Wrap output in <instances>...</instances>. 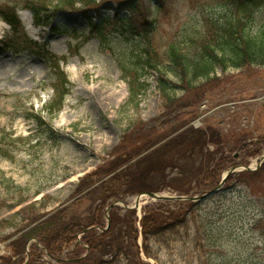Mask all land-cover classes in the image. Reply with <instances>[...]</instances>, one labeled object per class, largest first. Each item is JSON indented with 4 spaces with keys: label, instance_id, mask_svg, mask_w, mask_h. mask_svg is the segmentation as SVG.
Segmentation results:
<instances>
[{
    "label": "rangeland",
    "instance_id": "obj_1",
    "mask_svg": "<svg viewBox=\"0 0 264 264\" xmlns=\"http://www.w3.org/2000/svg\"><path fill=\"white\" fill-rule=\"evenodd\" d=\"M30 1L0 0V10L1 6L15 8L31 40L54 55L67 58L66 63L61 62V70L70 85L63 108L49 112L47 106L56 97L49 60L26 50L14 53L0 44V257L16 264H28L31 256L29 258L26 252L29 250L31 254L32 250L42 249L31 241L33 237L20 258L11 248L18 238L57 214L62 219L85 220L102 206L104 227H90L85 234L93 229L107 231L111 226L112 208L135 211L139 230L137 258L146 264H203L207 250L213 252V264H264V173L256 178L245 175L241 182L232 179L231 184L227 179L221 189L229 192L227 197L192 202L173 198L152 200L147 196L150 193L147 188L153 184L163 189L152 193L165 197L202 196L219 187L224 174L232 167L242 166L239 170L251 167L255 170L244 172H256L264 166L261 163L264 157V65L229 67L225 71L217 67L211 75L215 80L206 83L201 79L196 83L201 87L186 94L178 87L175 74L169 72L168 78L177 84L174 95L180 98L178 104L188 103L171 114L157 91V74L152 72L148 77L150 88L139 98L137 107L131 101L129 82L122 68L134 67L130 58L138 48L139 38L114 34L101 44L99 38L90 36L89 24L81 13L65 10L58 11L47 25H37L26 3ZM132 2L137 7L135 14L132 13L134 16L124 11L121 17L134 19L137 24L142 19L156 20L153 44L165 65L168 64L169 42L197 35L204 25V15L212 13L220 17L228 10L226 6H230L227 0H104L99 1L100 15L112 17L113 11ZM257 11L255 32L264 24V6ZM90 15L98 18L95 12ZM3 23L0 17V40L11 37L12 29ZM36 116L45 124L41 125ZM191 128L220 131L224 137L222 143L218 142L220 138L212 137L217 143L208 144L214 156L211 171L203 172L199 166L197 170L187 166L186 173L166 168L150 178L140 179L145 190L130 193L119 185L125 192L106 198L110 191L118 189L117 183L129 180L123 176L125 170ZM134 135L138 137L131 141ZM145 141L151 142L146 149L129 156L132 153L128 151L133 152L135 146ZM161 156V159L166 158ZM227 156L233 157L234 165H216ZM120 157L122 165L116 161ZM136 169L138 167L132 172ZM121 173L122 178L116 180ZM115 176L117 178L111 182ZM235 183L237 186L232 192L231 186ZM178 202L197 204L201 208H181ZM156 205L165 207L163 211L167 215L176 213L174 218L180 216V210L188 212L180 220L184 224L180 235L168 230L161 238L163 242L152 240L154 257L151 258L142 251L141 221L146 209L158 208ZM260 220L263 222L259 230H253V225ZM208 222L217 245L208 248L204 240L202 249L199 240L197 250L187 235L196 234L197 227ZM186 223H189L187 234ZM171 233L174 235L166 240ZM85 234L79 235L78 241ZM128 242L132 248L134 239L129 238ZM66 248L64 245V252L52 257L43 254L37 264L66 258L69 250ZM0 264L6 261L0 260ZM123 264H128V260Z\"/></svg>",
    "mask_w": 264,
    "mask_h": 264
},
{
    "label": "trees",
    "instance_id": "obj_2",
    "mask_svg": "<svg viewBox=\"0 0 264 264\" xmlns=\"http://www.w3.org/2000/svg\"><path fill=\"white\" fill-rule=\"evenodd\" d=\"M99 1L103 2L104 0H31L26 3L28 8L34 13L38 25H47L58 11L65 10L81 13L90 23L92 35L99 38L101 44H105L110 35L113 36L114 34L139 38L138 48L134 49L130 58V62L134 61V63H131L134 67L123 66L122 68L124 76H127L129 82L131 101L137 107L139 105V98L145 96L150 88L148 77L152 75V72L157 74V91L164 100L165 108L171 109V114V112L176 113L183 109L182 107L188 103L178 104L180 98L174 95L177 84L168 78L167 74L169 72L175 74L179 81L178 87L186 94L199 89L201 86L196 85V83L201 79L206 80V83L215 80L216 77L212 78L211 75L217 67H221L225 71L229 67L244 68L245 66L256 64L264 65V24L256 32L254 28L257 9L264 6V0H227L230 6H226L228 10L226 9L225 14H222L220 17H215L212 13L210 16L204 15V25L197 32V35H189L182 41L174 39L169 42L166 58L168 60L167 65H165L162 56H160L153 44V36L156 32V20L142 19L141 23L137 24L134 19L122 18L120 16L122 11H129L132 14L137 10L134 2L130 6L120 7L116 10L114 13L115 17L113 18L103 17L99 15L101 5ZM1 7L0 17L12 26V35L3 42L5 43L4 48L9 47L17 53L23 50H30L31 52L42 54L50 61L55 80L53 85L56 89V97L49 103L47 109L49 112H59L63 108L62 103L64 102L65 95L69 93L67 87L70 85V82L65 72L61 70L59 63L61 60L66 61V58H59L45 50L38 43L30 40L25 33V29L15 8ZM92 11L99 15L97 22L93 21L90 15ZM202 12L204 13V11ZM242 13L243 15L240 16ZM134 14H132V17ZM175 104H178V106H175ZM36 119L41 125L45 124L41 117L36 116ZM220 134V131L215 132L208 129L195 130L191 128L184 131L162 148L145 157L128 170H125L123 172L126 173L125 175L121 173L118 178L115 176L111 182L115 181L116 178V180L122 178V175L129 180L124 184L117 183L118 189L110 191L106 195V198L122 195L125 191L119 188V185L125 187L130 193L143 191L145 189L142 188L143 184L140 179L143 177L150 178L152 175L166 168H176L179 173H186L187 166L193 167L196 170L199 166V169L206 172L210 168V163L212 165L214 162V156L212 152H209L208 144L210 141L217 143L212 137L220 138L218 142L222 143L224 137ZM137 137L138 135H134L131 141ZM123 138H127V132L123 135ZM149 143L151 142L145 141L141 145L135 146L133 152L128 151L127 153H132L129 156L138 154L146 149ZM161 155L166 156V158L161 159ZM117 160H119V165L123 164V162H120L122 160L121 157L117 158ZM233 161V157L227 156L226 158H221L216 165L226 166L229 163L234 165ZM135 167H138V169L132 172V169ZM209 171L211 170L209 169L207 172ZM261 173H264V166L256 172H243L240 173L241 175L239 173L233 174L228 178V184H231L232 179L241 182L244 180L245 175L256 178ZM236 186V183L231 186L233 188L232 192ZM162 189L163 187L161 188L160 185L154 184L147 188L149 192L160 191ZM228 194L229 192L222 191L209 198V200L216 197H227ZM177 204L181 205V208L186 207L188 209L197 205L187 202H178ZM156 206L158 208L148 207L145 211V217L141 221V234L144 240V250L142 247V251L143 253L146 252V255L151 258L153 256L151 252L152 240L163 242L161 238L166 236L167 233L165 231L168 230L173 231L176 235H180L184 231L181 228V225L184 224L180 220L188 212L181 213L182 211L180 210L178 213L180 216L174 218L176 213L167 215V212L163 211L165 207ZM199 208L201 206H196L197 210ZM23 212L24 210L20 214H23ZM104 214L105 211L102 206L90 218L85 220L79 217L62 219L57 214L50 217L47 220L48 222L46 221L47 223L33 228L21 236V238H18L17 241L11 244V248L15 252L14 254L21 258L23 256L21 254L25 251L28 241L33 237H37L53 256L58 253L62 254L64 252V245H66V249L69 248L65 255L66 258L57 257L61 260L57 262L49 260L45 264H123V261L126 260H128V264H146L137 258L139 250L136 241L139 238V230L136 227L135 211L113 208L110 214L111 226L107 231L90 230L83 236L81 241H78V236L84 233L86 229L96 226L104 227ZM262 222V220L256 222L253 225V230H259ZM188 225L189 223H186L184 226L186 234ZM174 234H169L166 240H169ZM129 238L134 239L132 248L128 246L130 245L128 242ZM187 239L191 245L197 247V250H199V240L201 245L206 240L208 248H213L217 245L213 239V228H211L210 222L197 227V233H192L191 236L187 235ZM83 244L88 246V254L87 248ZM70 247H72V250ZM83 251L84 253H82ZM43 252L39 248L32 250L31 261L28 264L40 263L38 259L43 254L46 255ZM205 253L207 256L205 258L201 257L204 259L203 264H213L212 250H207ZM86 254L87 256L82 258ZM2 259L6 261V264H16V261L13 262L10 259L0 257V260Z\"/></svg>",
    "mask_w": 264,
    "mask_h": 264
},
{
    "label": "water",
    "instance_id": "obj_3",
    "mask_svg": "<svg viewBox=\"0 0 264 264\" xmlns=\"http://www.w3.org/2000/svg\"><path fill=\"white\" fill-rule=\"evenodd\" d=\"M264 162V157H263V160H261V163ZM246 170H255V169H252L251 167L250 168H245ZM238 171V168L237 167H233L231 168L227 173L226 175L224 176L223 178V181L222 183L220 184L219 187L215 188V189H212L211 191L205 193L204 195L202 196H197V197H194V198H189V197H185V196H175V197H165V196H161L159 194H155V193H147V196H149L150 199L152 200H161V199H168V198H173V199H176V200H179V201H192V202H200L202 200H205V199H208L209 197H211L212 195L216 194L217 192L221 191V189L223 188V186L225 185V181L226 179L232 174V173H235ZM141 198L139 197L137 202H136V207L139 205V200ZM112 208V207H111ZM110 211V209H109ZM107 218L109 220V216L107 215ZM110 221V220H109ZM36 240V239H35ZM36 242H38L36 240ZM45 251L47 252V250L45 249ZM28 257H30V252L28 250Z\"/></svg>",
    "mask_w": 264,
    "mask_h": 264
},
{
    "label": "bare ground",
    "instance_id": "obj_4",
    "mask_svg": "<svg viewBox=\"0 0 264 264\" xmlns=\"http://www.w3.org/2000/svg\"><path fill=\"white\" fill-rule=\"evenodd\" d=\"M1 24H2V23H1ZM3 25H6V24H5V23H3ZM3 25H2V26H3Z\"/></svg>",
    "mask_w": 264,
    "mask_h": 264
}]
</instances>
